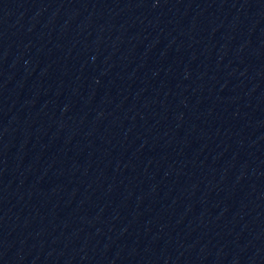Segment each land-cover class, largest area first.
Here are the masks:
<instances>
[{
  "label": "water",
  "instance_id": "1",
  "mask_svg": "<svg viewBox=\"0 0 264 264\" xmlns=\"http://www.w3.org/2000/svg\"><path fill=\"white\" fill-rule=\"evenodd\" d=\"M0 264H264V0H0Z\"/></svg>",
  "mask_w": 264,
  "mask_h": 264
}]
</instances>
